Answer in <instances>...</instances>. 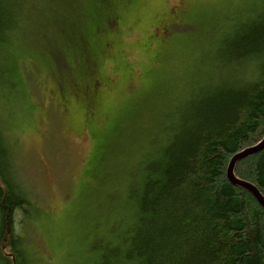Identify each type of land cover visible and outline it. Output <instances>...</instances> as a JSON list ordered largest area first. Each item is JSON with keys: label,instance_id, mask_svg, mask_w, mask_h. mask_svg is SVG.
<instances>
[{"label": "rangeland", "instance_id": "rangeland-1", "mask_svg": "<svg viewBox=\"0 0 264 264\" xmlns=\"http://www.w3.org/2000/svg\"><path fill=\"white\" fill-rule=\"evenodd\" d=\"M251 1L25 0L7 45L15 86L0 87L3 176L31 202L14 213L20 264H87L88 238L116 214L108 194L137 155V129L174 92L172 120L197 99L205 82L187 89V78Z\"/></svg>", "mask_w": 264, "mask_h": 264}, {"label": "trees", "instance_id": "trees-1", "mask_svg": "<svg viewBox=\"0 0 264 264\" xmlns=\"http://www.w3.org/2000/svg\"><path fill=\"white\" fill-rule=\"evenodd\" d=\"M25 10V0H0V87L9 91L7 45ZM239 11L238 25L209 42L205 66L185 82L191 89L204 80L197 99L172 120L174 92L137 129V155L108 194L116 214L88 238L87 264H264V208L227 178L232 156L264 137V0ZM10 153L0 132V259L20 264L14 213L28 214L31 202L3 176ZM233 174L264 198V148L238 160Z\"/></svg>", "mask_w": 264, "mask_h": 264}, {"label": "water", "instance_id": "water-1", "mask_svg": "<svg viewBox=\"0 0 264 264\" xmlns=\"http://www.w3.org/2000/svg\"><path fill=\"white\" fill-rule=\"evenodd\" d=\"M263 148H264V137L256 145L249 147V148H246L243 151L234 154L232 156V158L230 159L228 167H227V178L232 184L243 187V188L247 189L250 193H252V195L256 198V200L259 202V204L264 208V198L259 193L257 188L249 182H246V181H243V180L236 178L233 174V167L238 160H240V159H242V158H244L250 154L256 153Z\"/></svg>", "mask_w": 264, "mask_h": 264}, {"label": "bare ground", "instance_id": "bare-ground-1", "mask_svg": "<svg viewBox=\"0 0 264 264\" xmlns=\"http://www.w3.org/2000/svg\"><path fill=\"white\" fill-rule=\"evenodd\" d=\"M253 185V184H252Z\"/></svg>", "mask_w": 264, "mask_h": 264}]
</instances>
